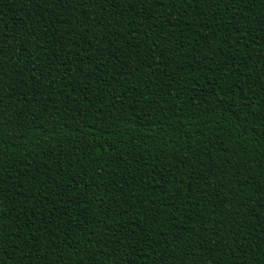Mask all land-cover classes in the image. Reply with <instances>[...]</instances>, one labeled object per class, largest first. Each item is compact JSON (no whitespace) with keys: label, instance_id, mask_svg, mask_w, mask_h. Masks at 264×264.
I'll return each instance as SVG.
<instances>
[{"label":"trees","instance_id":"trees-1","mask_svg":"<svg viewBox=\"0 0 264 264\" xmlns=\"http://www.w3.org/2000/svg\"><path fill=\"white\" fill-rule=\"evenodd\" d=\"M0 148L264 239V0H0Z\"/></svg>","mask_w":264,"mask_h":264},{"label":"rangeland","instance_id":"rangeland-1","mask_svg":"<svg viewBox=\"0 0 264 264\" xmlns=\"http://www.w3.org/2000/svg\"><path fill=\"white\" fill-rule=\"evenodd\" d=\"M14 264H264V239L56 150L0 148Z\"/></svg>","mask_w":264,"mask_h":264}]
</instances>
